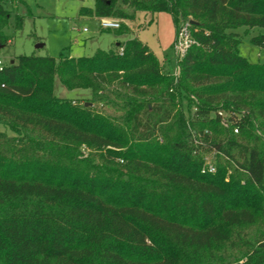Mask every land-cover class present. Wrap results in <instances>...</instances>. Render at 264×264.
<instances>
[{
	"label": "trees",
	"instance_id": "16d2710c",
	"mask_svg": "<svg viewBox=\"0 0 264 264\" xmlns=\"http://www.w3.org/2000/svg\"><path fill=\"white\" fill-rule=\"evenodd\" d=\"M159 10L176 28L193 21L177 76L136 37L121 53L19 55L0 68L12 133L0 130V264H264V231H251L264 223V63L239 54L235 31L264 28V0H94L80 13ZM250 42L264 48V33ZM57 76L85 101L57 96ZM212 150L215 171L201 172Z\"/></svg>",
	"mask_w": 264,
	"mask_h": 264
},
{
	"label": "rangeland",
	"instance_id": "374dc122",
	"mask_svg": "<svg viewBox=\"0 0 264 264\" xmlns=\"http://www.w3.org/2000/svg\"><path fill=\"white\" fill-rule=\"evenodd\" d=\"M19 3L17 0L4 2L10 16L2 28L7 37L6 43L0 45V60L3 65L16 60L19 55L58 58L63 52L71 57H87L92 56L97 49L111 48L118 51L117 43L136 37L156 56L164 73L175 76L179 73L173 51L176 27L169 11L134 12L132 18L116 17L121 21L120 27H127L128 31L118 34L114 29H102L98 18L89 12L80 13L82 8L90 11L94 0H20ZM124 9L132 13V9L126 6ZM18 15L23 19L20 26L16 24ZM235 31L241 39L239 54L250 62L264 63V48L250 42L252 36L264 33V28L239 27ZM56 81L58 85H54V92L57 96L71 98L76 103L85 101L88 90H70L61 83L58 76ZM176 102L177 108L189 115L186 98L177 95ZM0 130L12 134L6 126L0 125ZM251 231L254 234L264 231V223L253 225Z\"/></svg>",
	"mask_w": 264,
	"mask_h": 264
},
{
	"label": "built area",
	"instance_id": "2783aa9c",
	"mask_svg": "<svg viewBox=\"0 0 264 264\" xmlns=\"http://www.w3.org/2000/svg\"><path fill=\"white\" fill-rule=\"evenodd\" d=\"M98 21L102 29H114L115 30V29L120 28L121 26V21L114 17H100L98 18ZM190 24H191V20L186 19L180 22L176 28V37L173 43V51H174L175 58L177 59V62L180 59H182L187 49L191 46V44L194 43V40L190 32ZM83 31H86V28H83ZM118 52L119 53L122 52V47L119 48ZM2 66H3V63L0 60V68ZM219 114L222 115L223 117L225 116V114L221 111H219ZM221 123L224 126H228L226 118H221ZM233 131L237 132V126H233ZM191 132H192L193 143H195L196 145H200L202 148L208 147V143L203 141L198 134H196L193 131ZM205 133H207V131H205ZM213 153L214 151L212 150L210 153L205 154L204 163L202 165L201 172H214L215 171V165H214V161L212 158Z\"/></svg>",
	"mask_w": 264,
	"mask_h": 264
},
{
	"label": "water",
	"instance_id": "95a60500",
	"mask_svg": "<svg viewBox=\"0 0 264 264\" xmlns=\"http://www.w3.org/2000/svg\"><path fill=\"white\" fill-rule=\"evenodd\" d=\"M192 22H193V21H191V23H192ZM86 104H87V105H89L90 103H89V102H87Z\"/></svg>",
	"mask_w": 264,
	"mask_h": 264
},
{
	"label": "crops",
	"instance_id": "0c3cea01",
	"mask_svg": "<svg viewBox=\"0 0 264 264\" xmlns=\"http://www.w3.org/2000/svg\"><path fill=\"white\" fill-rule=\"evenodd\" d=\"M118 44V43H117Z\"/></svg>",
	"mask_w": 264,
	"mask_h": 264
}]
</instances>
